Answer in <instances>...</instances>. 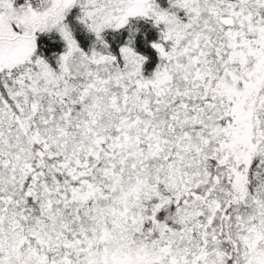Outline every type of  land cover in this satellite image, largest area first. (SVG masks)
I'll return each mask as SVG.
<instances>
[{"label":"snow or ice","instance_id":"1","mask_svg":"<svg viewBox=\"0 0 264 264\" xmlns=\"http://www.w3.org/2000/svg\"><path fill=\"white\" fill-rule=\"evenodd\" d=\"M0 264H264V0H0Z\"/></svg>","mask_w":264,"mask_h":264}]
</instances>
